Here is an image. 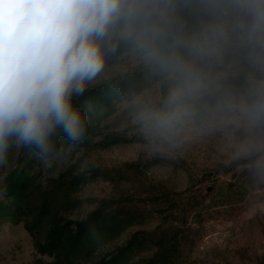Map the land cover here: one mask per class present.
Listing matches in <instances>:
<instances>
[{"label": "clouds", "instance_id": "9594fccd", "mask_svg": "<svg viewBox=\"0 0 264 264\" xmlns=\"http://www.w3.org/2000/svg\"><path fill=\"white\" fill-rule=\"evenodd\" d=\"M110 66L146 152L215 137L220 163L264 190V0H0V167L81 144L76 101Z\"/></svg>", "mask_w": 264, "mask_h": 264}, {"label": "rangeland", "instance_id": "374dc122", "mask_svg": "<svg viewBox=\"0 0 264 264\" xmlns=\"http://www.w3.org/2000/svg\"><path fill=\"white\" fill-rule=\"evenodd\" d=\"M113 71L76 101L89 119L81 144L50 167L33 151L0 167V264H264V190L220 163L215 137L175 158L146 152ZM84 221L100 233L75 254L67 242ZM58 228L67 247L53 246Z\"/></svg>", "mask_w": 264, "mask_h": 264}, {"label": "trees", "instance_id": "16d2710c", "mask_svg": "<svg viewBox=\"0 0 264 264\" xmlns=\"http://www.w3.org/2000/svg\"><path fill=\"white\" fill-rule=\"evenodd\" d=\"M20 194V193H19ZM22 195V194H21ZM20 195V196H21ZM90 221H84L81 223H77L76 224V231L75 233H73L71 237V239H73L74 241H70L68 240L67 243H69L71 246L68 247L71 252L75 253V254H79L82 253L86 250H89L93 240L96 238V236L100 233V231H98V233H94L93 232V224L89 223ZM63 231L61 230V228L56 229V231L54 232L55 236L53 239V246H62V247H67L66 242L63 243L65 241V239L67 238V236H69L68 234H62ZM67 254H72L67 253Z\"/></svg>", "mask_w": 264, "mask_h": 264}]
</instances>
